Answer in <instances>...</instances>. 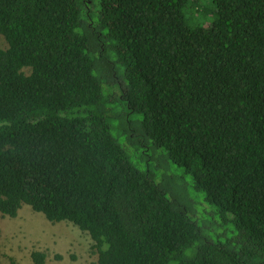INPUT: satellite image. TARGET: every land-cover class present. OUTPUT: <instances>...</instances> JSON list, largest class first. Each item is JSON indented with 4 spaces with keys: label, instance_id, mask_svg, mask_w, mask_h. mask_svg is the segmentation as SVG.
I'll return each mask as SVG.
<instances>
[{
    "label": "trees",
    "instance_id": "16d2710c",
    "mask_svg": "<svg viewBox=\"0 0 264 264\" xmlns=\"http://www.w3.org/2000/svg\"><path fill=\"white\" fill-rule=\"evenodd\" d=\"M192 2L0 0L2 214L73 223L97 264H264V0Z\"/></svg>",
    "mask_w": 264,
    "mask_h": 264
},
{
    "label": "rangeland",
    "instance_id": "374dc122",
    "mask_svg": "<svg viewBox=\"0 0 264 264\" xmlns=\"http://www.w3.org/2000/svg\"><path fill=\"white\" fill-rule=\"evenodd\" d=\"M192 3L193 8L197 12H201L196 13L195 11L194 16V11L190 6L187 9L190 17H192L189 24L195 21L199 24L210 25L213 17H216V14L213 13L212 0H193ZM0 47L3 49L9 47L4 36H0ZM102 110L118 117L117 113L107 108ZM119 125L124 130H130L134 129L138 122L122 118L119 120ZM152 146L153 142L150 141L148 146L146 145L135 151L130 149L129 151L133 159L137 160L140 158L141 152L147 150L145 148ZM172 167L174 173H178L185 178L190 190L202 196L200 200L193 203L196 210L195 218L198 215V221L204 224L209 235L216 237L224 233L223 236L226 237V227L221 228L214 225V221H218V216L212 213L215 208L206 202L203 193L194 191L192 177L186 174L182 167L174 164ZM190 194L192 195V192ZM193 198L195 200V197ZM227 229V232L232 230L231 227ZM0 230V260L3 264H11V257L23 264H32V253L36 250L48 253L46 264H97L98 253L94 247L95 242L89 233L82 231L69 221L52 222L41 212L35 211L30 205L24 204L16 217L4 215L0 211Z\"/></svg>",
    "mask_w": 264,
    "mask_h": 264
}]
</instances>
